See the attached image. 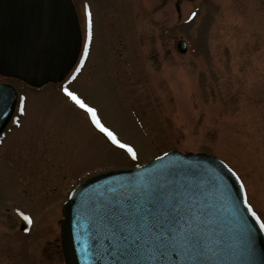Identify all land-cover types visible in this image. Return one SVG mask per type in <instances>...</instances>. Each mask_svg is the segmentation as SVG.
I'll use <instances>...</instances> for the list:
<instances>
[{
  "label": "rangeland",
  "instance_id": "rangeland-1",
  "mask_svg": "<svg viewBox=\"0 0 264 264\" xmlns=\"http://www.w3.org/2000/svg\"><path fill=\"white\" fill-rule=\"evenodd\" d=\"M72 1L81 45L83 7L93 16L77 76L27 89L0 75L20 89L23 108L22 126L12 124L0 145V264H65L62 207L73 187L170 150L224 160L264 220V0Z\"/></svg>",
  "mask_w": 264,
  "mask_h": 264
},
{
  "label": "water",
  "instance_id": "water-1",
  "mask_svg": "<svg viewBox=\"0 0 264 264\" xmlns=\"http://www.w3.org/2000/svg\"><path fill=\"white\" fill-rule=\"evenodd\" d=\"M80 44L70 0H0L4 75L36 87L61 81ZM16 100V88L0 84V133ZM245 200L236 173L206 153L174 150L97 173L64 204L66 264H264V231Z\"/></svg>",
  "mask_w": 264,
  "mask_h": 264
},
{
  "label": "snow or ice",
  "instance_id": "snow-or-ice-1",
  "mask_svg": "<svg viewBox=\"0 0 264 264\" xmlns=\"http://www.w3.org/2000/svg\"><path fill=\"white\" fill-rule=\"evenodd\" d=\"M92 39V19H91V13H88V40L91 41ZM65 94L80 108L82 109L91 119V123L95 126L96 129L99 130L100 133H102L104 136H106L114 145L117 147L124 149L128 154L132 156L133 159L136 158V153L134 150L129 147L128 145L121 143L116 135L109 130L99 119L97 111L95 108L90 107L87 103H85L84 100H82L79 96L75 95L73 92L68 91L65 89ZM23 111V108L21 109ZM245 205L248 207V210L252 212V215L256 217V220L258 223H260L261 229H264V222L260 221V217L256 215L254 211L251 209V205L248 204L247 200H245ZM24 219L31 223V220L29 217L25 216Z\"/></svg>",
  "mask_w": 264,
  "mask_h": 264
},
{
  "label": "bare ground",
  "instance_id": "bare-ground-1",
  "mask_svg": "<svg viewBox=\"0 0 264 264\" xmlns=\"http://www.w3.org/2000/svg\"><path fill=\"white\" fill-rule=\"evenodd\" d=\"M86 59H87V57H86ZM85 61H86V60H85ZM84 64H85V62H84ZM84 64H83V66H84ZM81 69H82V67H81ZM81 69H80V70H81ZM21 126H22V125H21ZM263 222H264V221H263Z\"/></svg>",
  "mask_w": 264,
  "mask_h": 264
}]
</instances>
